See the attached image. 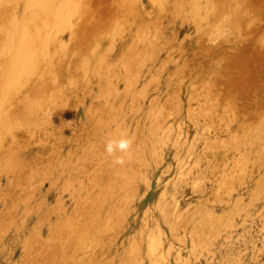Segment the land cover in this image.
Instances as JSON below:
<instances>
[{
    "label": "rangeland",
    "instance_id": "374dc122",
    "mask_svg": "<svg viewBox=\"0 0 264 264\" xmlns=\"http://www.w3.org/2000/svg\"><path fill=\"white\" fill-rule=\"evenodd\" d=\"M174 1L71 0L56 19L0 0V71L35 12L43 44L9 90L35 84L1 133L27 165L0 155V264H50L31 244L81 206L69 264H264V0ZM122 134L131 153L99 188Z\"/></svg>",
    "mask_w": 264,
    "mask_h": 264
},
{
    "label": "bare ground",
    "instance_id": "6f19581e",
    "mask_svg": "<svg viewBox=\"0 0 264 264\" xmlns=\"http://www.w3.org/2000/svg\"><path fill=\"white\" fill-rule=\"evenodd\" d=\"M3 1V0H2ZM9 1H11V0H9ZM13 1V0H12ZM25 1H27L28 3H29V6H30V4L31 5H37V6H39V8H36V11L38 12V10H41V9H44V11H45V9H46V11H47V9H48V11L46 12V13H48V15L46 14V16H50V18L51 17H54V18H56L55 16H58V15H62V14H69L70 12V9H71V7H70V9H69V7H67V6H73L74 4L76 5V2H74V0H73V2H74V4L72 5L71 4V0H25ZM89 1V0H88ZM127 1V0H126ZM161 1V0H160ZM174 1V0H173ZM191 1V0H190ZM194 1H196V0H194ZM14 2H15V0H14ZM44 2L46 3V5L47 6H44ZM85 2V1H84ZM131 2V1H130ZM129 2V4H131ZM175 2V1H174ZM196 2H198V0L196 1ZM232 2V1H231ZM3 3V2H2ZM6 3V2H5ZM12 3V2H11ZM62 3H64L63 5H62ZM87 3V2H86ZM86 3H84V5L83 6H85V4ZM128 3V2H127ZM195 3V2H194ZM9 4V3H8ZM83 4V3H82ZM228 4V3H227ZM4 5V4H3ZM24 5V4H23ZM51 5V6H50ZM56 6L55 8L56 9H54L53 8V6ZM74 5V6H75ZM178 5V4H177ZM235 5V4H234ZM2 6V5H1ZM0 6V7H1ZM6 6V5H5ZM11 6V5H10ZM15 6V5H14ZM33 6H31V8L33 7ZM73 6V8H75ZM122 6V5H121ZM179 6V5H178ZM199 6V5H198ZM8 7V6H7ZM6 7V8H7ZM66 7V8H65ZM79 7V6H78ZM123 7V6H122ZM204 7V6H203ZM223 7V6H222ZM239 7V6H238ZM11 8V7H10ZM27 8H29L28 6H27ZM35 8V7H34ZM65 8V9H64ZM67 8L69 9V11H67L68 13H66L65 12V10H67ZM120 8V7H119ZM126 8V7H125ZM124 8V9H125ZM196 8H197V5H196ZM216 8H217V6H216ZM4 9V8H3ZM9 9V8H8ZM63 9H64V13H63ZM81 9H82V7H81ZM231 9V8H230ZM4 10H6V11H8L7 9H4ZM10 10V9H9ZM30 10V9H29ZM199 10V9H198ZM218 10V9H217ZM232 10V9H231ZM230 10V11H231ZM233 10H234V7H233ZM235 10H236V8H235ZM27 11V10H26ZM43 10H41V12H42ZM71 11H72V9H71ZM123 11V10H122ZM229 11V10H228ZM227 11V12H228ZM240 11V10H239ZM243 11V10H242ZM37 12H35L34 13V16H35V14L37 13ZM83 12V11H82ZM81 12V13H82ZM115 12V11H114ZM127 12V11H126ZM193 12H195V11H193ZM220 12H221V10H220ZM223 12H225V10L223 11ZM28 13V12H27ZM33 12H31V14H32ZM190 13H192V12H190ZM217 13V12H216ZM231 13V12H230ZM236 13H237V10H236ZM236 13H234V14H236ZM2 14H5L4 13V11L2 12ZM1 14V16H4V15H2ZM22 14H23V12H22ZM29 14V13H28ZM221 14V13H220ZM220 14H219V16H220ZM0 16V17H1ZM8 16V15H7ZM11 16V15H10ZM13 16V15H12ZM34 16H30L27 20H28V22L27 23H25V24H23V23H21V26H20V29L22 28V27H30V26H34V24L36 23L35 22V20H34ZM63 16V15H62ZM237 16V15H236ZM25 17V16H24ZM65 16H63L62 18H64ZM204 17V16H203ZM4 18H6L5 16H4ZM4 18L3 19H1L0 20V23L1 22H3V20H4ZM27 18V17H26ZM35 18H36V16H35ZM49 18V17H48ZM49 18V19H50ZM53 18V19H54ZM7 19H10L9 18V16L7 17ZM12 19V18H11ZM24 19V18H23ZM47 19V18H46ZM47 20L46 22L48 23V21H51V20ZM57 19V18H56ZM59 19H61V18H59ZM6 20V19H5ZM13 20V19H12ZM17 20V19H16ZM32 20H34V21H32ZM42 20V22H40ZM39 22L41 23V25H43V24H45V23H43L44 21H43V19H41ZM80 20V19H79ZM113 20V19H112ZM118 20V19H117ZM228 20V19H227ZM240 20V19H239ZM36 21H38V20H36ZM56 21V20H55ZM59 21V20H58ZM82 21V20H81ZM4 22H6V21H4ZM3 22V23H4ZM22 22V21H21ZM38 22V23H39ZM237 22H239L238 20H237ZM7 24L8 23H10V22H6ZM13 23V22H12ZM46 23V24H47ZM50 23H52V21L50 22ZM49 23V24H50ZM96 23V22H95ZM110 23V22H109ZM228 23H229V21H228ZM234 23H236V22H234ZM234 23H233V25H234ZM240 23V22H239ZM5 24V23H4ZM7 24H5V25H7ZM14 24V23H13ZM48 24V25H49ZM56 24V23H55ZM74 24H75V22H74ZM20 25V24H19ZM40 24H38V26H39ZM62 25V24H61ZM73 25V24H72ZM114 25V24H113ZM232 25V26H233ZM236 25V24H235ZM0 26H1V24H0ZM7 26H9V27H11L10 26V24H8ZM38 26H36L35 25V28H37ZM47 26V25H46ZM46 26H44L43 25V28H45L46 29ZM51 26H52V24H51ZM86 26V25H85ZM111 26V25H110ZM40 27V26H39ZM49 28H50V26H48ZM47 27V28H48ZM59 27V26H58ZM57 27V28H58ZM99 27V26H98ZM112 27H114V26H112ZM116 27V26H115ZM26 28H23V30H22V34L21 35H23V37H20V38H22V39H18L17 40V43H16V46H15V52L14 53H12L11 54V56H10V60H9V62L8 63H6L3 67V69H1V71H0V136H1V133L2 132H4V130L2 131V129L3 128H5L7 125H10V128H11V126L13 127V123H12V121L16 118H19L21 115H23V117H24V112H23V110L25 109V105H27L28 104V98L30 97H34V96H32L33 94H32V91L34 90V87H35V84H32L31 85V87L30 86H28V88H27V93H26V95H25V97H24V95H20V96H23L24 98H21V100H20V96L18 95V94H16V92H18L17 90L18 89H16L15 91H13V90H11L10 92H9V90L11 89V88H13V86L15 87V85L16 84H19L18 82H17V79H15L14 78V76L18 73V70H17V68L18 67H20L19 65H20V63H23V64H25L26 66H28V64H29V62H31V60L33 59V57H37L39 54V52L37 53V55H33V52L36 50L35 48L36 47H38L37 46V44H39V45H43V44H40V42H39V39H42V38H40V31L42 30V29H40V28H37V29H39L38 31H37V29L36 30H34V31H31V30H29V29H26ZM96 28V27H95ZM110 28V27H109ZM121 28V27H120ZM120 28H118V29H120ZM234 28H235V26H234ZM1 29V28H0ZM10 29V28H9ZM45 29L43 30V31H45ZM53 29V28H52ZM98 29V28H97ZM104 30H106V29H104ZM112 31H113V29H111ZM1 31H6L5 29H2ZM49 29H48V33H49ZM90 31H92V30H90ZM95 31H96V29H95ZM108 31V30H107ZM254 31V30H253ZM19 32H20V30H19ZM24 32V33H23ZM42 32V31H41ZM98 32V31H97ZM109 32V31H108ZM107 32V33H108ZM5 33V32H4ZM6 33H7V31H6ZM5 33V34H6ZM47 33V31H46V37H48V34ZM99 33V32H98ZM113 33V32H112ZM3 34V33H2ZM10 34V33H9ZM110 34V33H109ZM13 35V34H12ZM100 35V34H99ZM6 36V35H5ZM18 36H19V34H18ZM45 36V35H44ZM111 38V37H110ZM91 39V38H90ZM45 40H46V38H45ZM111 40V39H110ZM44 41V40H43ZM42 41V42H43ZM111 42V41H110ZM247 45V44H246ZM60 48V47H59ZM62 48V47H61ZM64 48V47H63ZM93 48V47H92ZM37 50H38V48H37ZM41 52H42V50H41ZM35 54V53H34ZM41 54V53H40ZM44 55V54H43ZM82 56V55H81ZM80 56V57H81ZM53 58V57H52ZM93 58V57H92ZM5 59L6 60H8L7 59V57H5ZM38 60V59H37ZM79 60V59H78ZM78 60H75L74 62H76V61H78ZM81 60V59H80ZM80 60H79V62H80ZM5 61V60H4ZM33 61V60H32ZM35 61V60H34ZM51 61V60H50ZM82 61V60H81ZM83 61H84V59H83ZM39 62V61H38ZM88 63V62H87ZM22 64V65H23ZM21 65V69H23L24 70V68L26 67L25 65H23L22 66ZM30 65V64H29ZM60 65V64H59ZM69 65V64H68ZM72 65H73V63H72ZM76 65H78V64H76ZM25 66V67H24ZM29 68V67H28ZM31 68V67H30ZM35 68V67H34ZM73 68H75L74 66H73ZM78 68V67H77ZM21 69H19V71L21 70ZM60 69V68H59ZM79 69V68H78ZM96 69V68H95ZM217 69V68H216ZM26 71V70H25ZM69 68L68 67H65V69H64V71L63 72H61V74L60 75H64V74H69ZM71 71H72V67H71ZM71 71H70V73H71ZM75 72V71H74ZM74 72H72V73H74ZM20 73V72H19ZM25 73V72H24ZM23 74V73H22ZM18 75V74H17ZM29 75V74H28ZM17 78L19 77V75L18 76H16ZM20 77H22V75L20 76ZM27 78V77H26ZM29 78V77H28ZM28 78H27V80H28ZM36 78V77H35ZM13 79L16 81H13ZM52 80V79H51ZM25 82V81H24ZM13 83H15L14 85H13ZM21 83V82H20ZM11 84L13 85L12 87H11ZM44 84V83H43ZM42 84V85H43ZM72 84V83H71ZM42 85H39L40 86V88H41V86ZM20 86H21V84H20ZM19 86V87H20ZM39 86H38V88H39ZM10 87V88H9ZM18 87V88H19ZM22 87H24L25 88V86H22ZM21 88V87H20ZM38 88H37V90H38ZM14 89V88H13ZM49 89V88H48ZM25 90H26V88H25ZM43 90H45V89H43ZM56 91V90H55ZM9 92V93H8ZM39 92V91H38ZM43 92V91H42ZM41 92V93H42ZM7 93V96L9 95V97L5 100V97H4V95ZM19 93V92H18ZM20 93H22V92H20ZM33 93H34V91H33ZM40 93V92H39ZM38 93V94H39ZM35 94H36V92H35ZM49 94V93H48ZM16 95H18V96H16ZM41 95H43V94H41ZM41 95H38V96H40L41 97ZM6 96V95H5ZM6 96V97H7ZM37 96V97H38ZM3 97H4V100H3ZM36 97V96H35ZM48 98V97H47ZM58 98V97H57ZM56 98V99H57ZM60 99V98H59ZM58 99V100H59ZM38 100V99H37ZM30 101V100H29ZM8 102V103H7ZM6 103L8 104V105H10V106H7V108L6 109H3L2 110V107H4L5 108V106H6ZM31 103V102H30ZM30 103L28 104V105H30ZM33 105V104H32ZM31 105V106H32ZM39 107V106H38ZM26 108H27V106H26ZM35 109V108H34ZM37 109V108H36ZM27 110H29V108L27 109ZM30 111V110H29ZM26 112V111H25ZM24 113V114H23ZM50 113V112H49ZM32 115V113H30L29 112V115ZM26 115V114H25ZM34 115V114H33ZM52 116H53V114H51ZM26 116H28V115H26ZM22 117V118H23ZM32 117V116H31ZM54 117V116H53ZM21 118V119H22ZM35 118V117H34ZM49 118V117H48ZM15 119V120H16ZM26 119V118H25ZM24 119V120H25ZM54 119V118H53ZM28 120H29V118H28ZM28 120H25V122H24V124H26V122L28 121ZM33 120V119H32ZM35 120V119H34ZM45 120V119H44ZM17 121V120H16ZM15 121V122H16ZM14 122V121H13ZM14 122V123H15ZM29 122V121H28ZM27 122V124H29ZM36 122V121H35ZM12 123V124H11ZM17 123V122H16ZM38 123V122H37ZM47 123V122H46ZM26 124V125H27ZM16 125V124H15ZM43 125V124H42ZM41 125V126H42ZM34 126V125H33ZM39 126V125H38ZM7 129V128H6ZM12 129V128H11ZM11 129H8V130H11ZM24 129V128H23ZM4 134V133H3ZM2 134V135H3ZM3 141H4V138L1 136V138H0V144L1 143H3ZM11 142L13 143V145L11 144V143H9L10 145H9V147L8 148H5V149H1L0 150V155H1V157L2 158H4L5 159V155H6V157L7 156H9V155H11L10 156V158H11V162H14V163H12V164H10V167L11 166H17V167H19V164H22V166L23 165H27V163L25 162V161H22L20 158V156H18V154H16V152H18L17 150H16V148H12L16 143H14V138L11 140ZM35 156H37V155H35ZM35 156H34V158H35ZM35 159H37V158H35ZM35 159H34V161H33V164L35 165ZM32 162V161H31ZM29 163V162H28ZM30 164V163H29ZM31 165V164H30ZM33 165V166H34ZM71 165V164H70ZM67 166V165H66ZM73 165H71V167H72ZM79 167V166H78ZM13 168V167H12ZM76 168V167H75ZM81 168V167H80ZM15 170H17L16 168H14ZM22 169L24 170V169H27V168H23L22 167ZM29 169V168H28ZM81 170H84V169H81ZM12 171V170H11ZM28 171V170H27ZM113 171H115V172H113ZM19 172V171H18ZM17 172V173H18ZM80 172V171H79ZM78 172V173H79ZM82 172V171H81ZM12 173H13V171H12ZM78 173H77V175H78ZM115 173H117V170H116V168H115V164L113 163V160H108L107 162H105L104 164H102L101 166H98L97 167V169H96V172H95V175L93 174V176L94 177H97V178H100L101 180H100V182H99V188H101L103 185H104V183H105V180H106V177L109 175V174H112L113 176L115 175ZM19 174V173H18ZM21 174V173H20ZM22 174H23V172H22ZM29 174V173H28ZM75 174H76V172H75ZM16 175V174H15ZM24 176V175H23ZM22 176V177H23ZM92 176V177H93ZM17 177H19V176H17ZM25 177V176H24ZM74 177V176H73ZM109 177V176H108ZM107 177V178H108ZM73 179V178H72ZM16 180V182H17V180L18 179H15ZM22 180V179H21ZM18 181H20V180H18ZM24 181V180H23ZM16 182H15V184H16ZM18 184V183H17ZM16 184V185H17ZM106 184V183H105ZM105 186V185H104ZM109 186H110V184H109ZM107 188H108V185H107ZM110 189V188H109ZM93 200H95L96 201V198H93ZM94 202V201H93ZM44 205H46V204H44ZM13 206V205H12ZM83 208V206H81L80 208H78V212H77V217H83V218H85L84 219V221L82 220V218H80L81 220H79V222L80 223H76V219L74 220L75 221V223H74V221H73V223L72 224H75L76 225V230L77 231H73V229H72V224L71 225H68V224H66V222L63 220H61V222H59L58 224H57V226L59 227V228H57V229H53V230H56V231H53L52 232V234L48 237V239L47 240H43V241H36L35 239V241H34V243H32L31 244V249H40V253L39 254H37V255H43L44 256V258H45V261L46 262H48V263H50V264H69L70 263V261H71V256L69 257V259H67V260H64V255H67L66 254V252H68L69 253V255H70V252L71 253H73L71 250H72V248H76V245H77V239H78V231H85V233H87V231L90 229V226H89V224H91L90 223V221L91 220H93V218L92 219H90V218H88V215H90L89 213L87 214V212L86 211H84V212H86V213H84L83 212V210L84 209H82ZM11 209V208H10ZM95 209V208H94ZM93 209V210H94ZM13 210V209H12ZM99 210V209H98ZM240 210V209H239ZM11 211V210H10ZM50 211V210H49ZM91 212H93V211H91ZM95 212H97V211H95ZM94 212V213H95ZM76 215V214H75ZM94 215V214H93ZM86 216V217H85ZM46 217V216H45ZM76 217V216H75ZM76 217V218H77ZM90 217H91V215H90ZM93 217V216H92ZM62 218V217H61ZM45 219V218H44ZM64 219V218H63ZM78 219V218H77ZM88 219H90V221L88 222ZM89 224H88V223ZM93 222V221H92ZM54 225H56V223L54 224ZM55 227V226H54ZM92 228V227H91ZM48 231V230H47ZM17 232V231H16ZM49 232V231H48ZM84 233V234H85ZM83 234V235H84ZM32 237V236H31ZM38 240H39V238H38ZM36 242V243H35ZM74 245V246H73ZM74 250V249H73ZM73 261V260H72ZM73 263H74V261H73ZM75 264V263H74Z\"/></svg>",
    "mask_w": 264,
    "mask_h": 264
},
{
    "label": "clouds",
    "instance_id": "9594fccd",
    "mask_svg": "<svg viewBox=\"0 0 264 264\" xmlns=\"http://www.w3.org/2000/svg\"><path fill=\"white\" fill-rule=\"evenodd\" d=\"M133 143V139L130 136L122 134L118 138L106 140L104 144V151L108 156L114 157V164L123 165L125 163V155H129L131 153ZM118 153L123 155H118Z\"/></svg>",
    "mask_w": 264,
    "mask_h": 264
}]
</instances>
